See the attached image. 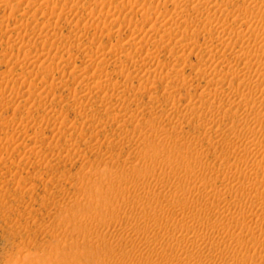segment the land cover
<instances>
[{
    "label": "rangeland",
    "instance_id": "374dc122",
    "mask_svg": "<svg viewBox=\"0 0 264 264\" xmlns=\"http://www.w3.org/2000/svg\"><path fill=\"white\" fill-rule=\"evenodd\" d=\"M262 1L0 0V264H180L176 259L186 254L195 255L188 264L203 260L201 252L180 249L165 231L148 225L163 223L169 232L181 224L182 214L172 217L160 209L167 202L196 208L198 197L182 195L174 186L189 169L199 177H217V187L222 186L219 164L239 157L229 145L233 135L259 147V126L249 134L240 122L243 113L218 117L213 126L198 117L208 102L197 98L203 100L216 84H205L195 70L220 67L201 60L214 50L226 54L221 66L230 71L246 60H235L234 53L251 52L250 63L264 60V35L256 32L264 28ZM192 4H199V11ZM175 19L177 29L169 25ZM210 24L224 33L207 29ZM142 53H153L149 65ZM165 72L184 79L169 80ZM248 85L234 82V89L240 94ZM222 96L217 102L226 101ZM217 126L224 130L221 137ZM197 155L199 165L185 159ZM163 158L169 163L157 164ZM254 170L264 176V165ZM219 190L207 189L202 197L216 199ZM229 191L244 196L235 187ZM225 207L223 218L251 211ZM206 211H200L197 224ZM257 215L251 228L239 233L210 229L204 237L186 236L210 245L223 240V255H250L243 264H264V252L258 257L253 247L264 240V214ZM138 239L152 242L128 251ZM219 259L205 263L234 264Z\"/></svg>",
    "mask_w": 264,
    "mask_h": 264
},
{
    "label": "bare ground",
    "instance_id": "6f19581e",
    "mask_svg": "<svg viewBox=\"0 0 264 264\" xmlns=\"http://www.w3.org/2000/svg\"><path fill=\"white\" fill-rule=\"evenodd\" d=\"M185 1V0H184ZM245 1V0H244ZM191 2V1H190ZM203 2V1H202ZM263 2V9H264V1H262ZM207 3L208 2H205V4L203 3V5H201V6H208L207 5ZM256 3V2H255ZM248 4H249V2H248ZM254 4V3H253ZM136 5V4H135ZM199 5V4H198ZM198 5H194V4H192L191 6V8H193V10L195 9V8H197V10H198V8H199V6ZM250 5H252V4H250ZM256 5V4H255ZM254 5V6H255ZM198 6V7H197ZM204 6V7H205ZM252 7V6H251ZM251 7H248V9H247V11H249L250 10V8ZM206 8V7H205ZM254 8V7H253ZM261 8V7H260ZM208 9H209V7H208ZM258 9V8H257ZM196 10V9H195ZM212 10V9H211ZM210 10V11H211ZM246 10V9H245ZM254 10V9H253ZM139 11V10H138ZM145 11V10H144ZM143 10L141 11V12H143V13H145ZM199 11V10H198ZM209 10H208V12L209 13H211ZM264 11V10H263ZM111 12V11H110ZM150 12V11H149ZM246 12V11H245ZM252 12V11H251ZM146 13H148V12H146ZM249 13V12H248ZM112 14H116L115 12L114 13H112ZM112 14H110V15H112ZM94 15V14H93ZM92 15V16H93ZM247 15V14H246ZM162 16V15H161ZM163 17V16H162ZM161 17V18H162ZM239 17V16H238ZM241 17V16H240ZM244 17V16H243ZM246 18V17H245ZM227 19V18H226ZM239 19V18H238ZM244 19V18H243ZM186 20V19H185ZM223 20H225V19H223ZM228 20V19H227ZM183 22H184V20H183ZM224 22H227V21H224ZM182 24V23H181ZM169 25H171L170 27H172V28H176L177 29V26H181V25H179V21L178 20H173L172 21V23L170 22L169 23ZM165 27V26H164ZM167 27H169V26H167ZM166 27V28H167ZM170 27H169V29H170ZM178 27V28H179ZM262 27V26H261ZM160 28V27H159ZM158 28V29H159ZM171 28V29H172ZM263 28V27H262ZM258 29L256 32L258 33V34H263L264 35V28L263 29ZM156 29V28H155ZM161 29H162V27H161ZM168 29V28H167ZM169 29H168V31H169ZM170 29V30H171ZM207 29H210V30H215V31H217L216 33H222V30L221 29H219V27H217V26H215V25H213V26H211V24L208 26V28ZM165 30V29H164ZM174 30V29H173ZM173 30H171V31H173ZM152 31H154V30H152ZM170 31V32H171ZM132 32V31H131ZM134 32V31H133ZM138 32V31H137ZM156 32V31H155ZM158 32V31H157ZM135 33V32H134ZM151 33H153V32H151ZM224 33V32H223ZM222 33V34H223ZM155 34V33H154ZM160 34V33H159ZM162 34V33H161ZM164 34V33H163ZM167 35H168V33H166ZM138 35H139V33H138ZM152 35V34H151ZM155 35H158V33L157 34H155ZM167 35H166V37H167ZM241 35V34H240ZM240 35H238L237 34V36L236 37H241ZM129 36H131V37H129L130 39H132L131 40V42L132 41H134L133 39H135L134 37H136V36H132V35H129ZM162 35H160V37H161ZM170 36V35H169ZM168 36V37H169ZM222 37H223V35H221ZM133 37V38H132ZM158 37V36H157ZM156 37V38H157ZM162 37H165L164 35L162 36ZM162 37H161V40H163L162 39ZM165 37V38H166ZM143 38V37H142ZM154 38V37H153ZM221 38V37H220ZM242 38H243V36H242ZM242 38H240V39H242ZM128 39V38H127ZM130 39H128L127 41H130ZM148 39H150V38H148ZM158 39H160V38H158ZM169 39V38H168ZM167 39V40H168ZM153 40V39H152ZM155 40V39H154ZM154 40H153V43H154ZM157 40V39H156ZM159 41V40H158ZM158 41H156V42H158ZM181 41V40H180ZM180 41L178 42L177 41V44L178 45H180ZM155 42V43H156ZM159 43V42H158ZM181 43H182V41H181ZM183 45H184V43H183ZM185 45H189L188 43L187 44H185ZM180 47V46H179ZM139 49V48H138ZM181 49V48H180ZM100 51V50H99ZM104 51V50H103ZM156 51V50H155ZM179 51V50H178ZM97 52H98V50H97ZM101 53H104V52H101ZM183 53V52H182ZM146 54H147V51H146ZM145 54V55H146ZM152 55H153V53H151ZM151 54L150 55H148V56H151ZM138 55V54H137ZM139 55H141V54H139ZM252 55L253 54H251V52L249 53V52H242V53H234L233 54V58L235 59V60H244V59H246L245 61H243V63H242V65L241 66H238V68H236V69H233V70H228V69H226V67H227V65L226 64H224V65H222L221 66V64H223V63H225V62H227L228 61V58H227V56H226V54L224 53V52H222V51H220V50H214V51H212V52H210L205 58H203V57H201V60L203 59V61L205 60L207 63H208V65L209 64H214V66L216 65V66H220L219 68L218 67H213L212 69H210V70H208V71H206V69L203 67L202 69H200V70H195V73L196 74H201V75H203V77H204V80H205V84L206 83H210V82H212V83H215L216 85L215 86H213V87H211L209 90H205V91H207L205 94H204V96H203V100H202V98L201 97H199V98H197V99H199V102H201L202 104L203 103H207L206 105V108L204 109L203 107H202V109H200L201 111H200V113L198 114L199 116L198 117H201V118H207L208 119V124L210 125V126H213V125H217L216 123V119L218 118V117H224V116H233V115H238L239 116V114H242L241 116H240V119L242 120V121H240L241 122V124L243 125V126H245V127H247V129H249L248 130V132H249V134H252V133H254L256 130H255V128L254 127H256V126H259V128L258 127H256L257 129H258V132H257V134L258 133H261L262 135L260 136L261 137V142L259 143L258 142V144H259V147H249V146H246L244 143H242V139L240 138V139H237V138H235V136L233 135V137L234 138H232V140H230L231 142L229 143V145L232 147V148H234L235 150H239V157L237 158V160L235 159V161L233 160L232 162H228V161H226V162H221L220 164H219V170H221L222 171V173H224V175L225 176H223V177H221V178H223L222 179V186L220 185V187H221V189L219 190V188L217 187V177L216 178H214V177H199V175L197 176V174L194 172V170H193V172H191V170L192 169H189L188 171L190 172H188V175H184V176H182V177H180V178H178V180H177V182L175 183L176 185H174L175 186V189H176V191H178V193H180V194H182V195H190V197L191 198H194L195 199V197L197 196L198 197V199H195L196 201H197V203H195V204H197V206H196V208L194 209V210H190V211H188V210H186L183 206H181L180 205V203L179 202H167V203H165V204H163V205H161V207H160V209L161 210H167V212L169 213V214H171L170 216H172V214H182V219L180 220L181 221V224L180 225H178V226H176L175 228H173V229H171L169 232H167L168 230H167V225L166 224H163V223H161V224H159V223H156V222H153L151 225H148L149 227H151L152 229H155L157 232H164L165 231V234H166V237L168 236V237H170V239L176 244V245H178V246H181V248L180 249H183V248H186L185 249V251L186 252H190V251H192V252H201L202 253V256H203V260L202 261H199L198 260V262L196 261L195 263L196 264H206L207 263V261L208 260H213V259H217V258H223V256H224V258H228V259H230L234 264H243V262H245V260H246V262L247 261H249V260H252V256H250V255H242V256H239L240 255V253L238 254H229V255H223V254H226V253H223L222 254V248H221V246L224 244V242L225 241H223V240H217V242L215 243V244H213L212 243V245H210L209 243H207V242H203L204 244H201L200 242H198L197 240L198 239H191V238H187V234H189V233H191L193 236H197V237H200V236H205L206 235V233L207 232H209V230L211 229L212 231H217V230H219V229H223L224 230V232L226 233H228L229 232V229L230 230H236V231H238V233L240 232V231H243V230H249V228H251L248 224L250 223V221L252 220V218H253V216L255 215H261L262 213L264 214V192H262V194H260V192L258 191V188H259V186H262V185H264V176H262V175H259L258 173H257V171L256 170H254V168L255 167H258V166H261V165H264V108L262 107L261 109H258V110H254V108L252 109V107L257 103V102H259V104H260V106L264 103V86L263 87H261V88H258V84H262V85H264V60L263 61H261V62H253V63H250L249 61H247V60H249V59H252L251 57H252ZM37 56H39V55H37ZM142 56H143V53H142ZM148 56H146V57H148ZM90 57H92V56H90ZM100 57H102V56H100ZM144 57V56H143ZM143 57H141L142 59H143ZM146 57H144V58H146ZM174 57V56H173ZM178 57V56H177ZM34 57H32V59H33ZM36 58V57H35ZM59 59V58H58ZM91 60H92V58H90ZM139 58H137V60H138ZM149 59H151V57L149 58H146V61H145V63L147 62V64H148V60ZM171 59H173V58H171ZM91 60H89V62L91 61ZM132 60V59H131ZM152 60H154V59H152ZM174 60V59H173ZM176 60V59H175ZM174 60V62H176ZM177 60H179V57H178V59ZM68 61V60H67ZM144 61V60H143ZM142 61V62H143ZM133 62V61H132ZM135 62V61H134ZM141 62V63H142ZM151 62V61H150ZM153 62H155V60L153 61ZM173 62V63H174ZM206 62H205V64H206ZM57 64V63H56ZM69 64V63H68ZM67 64V65H68ZM150 64V63H149ZM148 64V65H149ZM157 64V63H156ZM156 64H155V66H156ZM230 64V63H229ZM142 65V64H141ZM207 65V64H206ZM143 66V65H142ZM153 66V65H152ZM160 66V65H159ZM146 67H147V65H146ZM145 67V68H146ZM148 67H150V69H151V66H148ZM153 69H151V73H152V71L154 70L155 71V69H154V67H152ZM158 69V68H157ZM161 69L162 68H160L159 69V71H161ZM199 69V68H198ZM163 70V69H162ZM76 71V70H75ZM147 71V70H146ZM148 71H149V69H148ZM156 71H158V70H156ZM161 72H164V71H161ZM145 73V72H144ZM148 73H150V72H148ZM157 73V72H156ZM169 73V72H168ZM94 74H96V73H94ZM93 74V75H94ZM98 74V73H97ZM147 74V73H146ZM153 74V73H152ZM175 74V75H174ZM174 74H172L171 76L169 75L168 76V74H166V72H165V75L166 76H168L169 78V80H176L175 78H178V80H183L184 78H183V76L182 75H180L179 73H178V75H177V73H174ZM231 74V76H229ZM128 75V74H127ZM145 75V74H144ZM148 76H149V74H147ZM157 75V74H156ZM164 75V76H165ZM155 76V75H154ZM159 75H157V77H158ZM95 77V76H94ZM93 77V78H94ZM100 77V76H99ZM160 77H161V73H160ZM89 78H91V77H89ZM228 78V80H227V83L224 85V82H225V80ZM92 79V78H91ZM158 79V78H157ZM157 79H155V80H157ZM164 79H166V78H164ZM88 80H90V79H88ZM107 80V79H106ZM159 80V79H158ZM160 80H163V79H161L160 78ZM159 80V81H160ZM167 80V79H166ZM165 80V81H166ZM168 80V81H169ZM99 81V80H98ZM153 82H154V80H153ZM234 82H235V84L237 83V84H249L247 87H246V89H245V91L244 92H240V94H238L237 92H236V90L234 89ZM254 82V83H253ZM90 83V82H89ZM101 82H95V84L97 85L96 87H98V88H101V90H105L103 87L105 86V85H103L102 83V85L100 84ZM94 84V83H93ZM105 84V83H104ZM153 84V83H152ZM155 84V83H154ZM112 85V84H111ZM118 85V84H117ZM116 85V86H117ZM147 85V84H146ZM145 85V86H146ZM94 86V85H93ZM143 86V85H142ZM144 86V87H145ZM238 86V85H237ZM107 87V86H106ZM112 87V86H111ZM166 87V86H165ZM109 88V87H108ZM121 88V87H120ZM122 88H123V86H122ZM149 88H152V87H149ZM153 88H155L154 86H153ZM170 88V87H169ZM118 89H119V87H118ZM146 89L148 90V87L147 88H145V90L144 91H146ZM120 90V89H119ZM126 90V89H125ZM170 90V89H169ZM168 90V92L170 93V91ZM188 90H190V89H188ZM77 91V90H76ZM176 91V90H175ZM204 91V92H205ZM243 91V90H242ZM81 92V91H80ZM97 92V91H96ZM77 93V92H76ZM149 93V92H148ZM169 93H168V95H169ZM172 93V92H171ZM203 93V92H202ZM201 93V94H202ZM201 94H199L198 96H201ZM75 95V94H74ZM220 95H224V96H222V97H224V98H227V99H225L226 101H224V102H217V98H219L220 97ZM173 96V95H172ZM175 96V95H174ZM171 97V96H170ZM174 98V97H173ZM175 98H177V97H175ZM219 100H220V98H219ZM173 101V100H172ZM175 101H176V99H175ZM198 101V100H197ZM214 102H217V103H219V104H215ZM263 102V103H262ZM170 103V102H169ZM175 103V102H174ZM214 103V104H213ZM171 104H172V102H171ZM209 104V105H208ZM216 105V106H215ZM237 107L238 108V110H233L232 108L233 107ZM239 106H242V108L241 109H239ZM263 106H264V104H263ZM170 107V106H169ZM236 108V109H237ZM253 110V111H252ZM249 112H255V113H253V114H249ZM189 113V112H188ZM186 114V113H185ZM190 114V113H189ZM226 118V117H225ZM171 121H172V119H171ZM207 121V120H206ZM171 123V122H170ZM169 123V124H170ZM206 124V123H205ZM166 125V124H165ZM173 125V124H172ZM177 125V124H176ZM220 125V124H219ZM177 128V127H176ZM216 128V127H215ZM217 130H216V134L217 135H220V137H221V135L223 134V132H224V130L221 128V127H218L217 126V128H216ZM206 132V131H205ZM204 132V133H205ZM226 132V131H225ZM247 132V133H248ZM203 133V132H202ZM203 133V134H204ZM256 133V132H255ZM206 134V133H205ZM215 134V133H214ZM215 134V135H216ZM226 134V133H225ZM224 134V135H225ZM259 135V134H258ZM159 136V135H158ZM250 136V135H249ZM219 137V136H218ZM230 137V136H229ZM247 137V136H246ZM218 142V141H217ZM224 145V144H223ZM229 145H226V146H228L229 148H230V146ZM228 147H226V148H228ZM224 150H225V148H223ZM30 150V149H29ZM228 150V149H227ZM226 150V151H227ZM230 150H233V149H230ZM229 150V151H230ZM163 159H165V158H163ZM162 159V161H160V162H158L157 164H160V165H162V164H167V163H169L166 159L165 160H163ZM186 159V161H188L189 162V164L190 163H193V164H197V165H199L200 163H201V161H200V159H201V157L199 158V156L197 155V156H192V157H187V158H185ZM217 159V158H216ZM157 162V161H156ZM159 166V165H158ZM242 168H244V169H242ZM163 170V169H162ZM247 172V174H245L246 172ZM226 172H230V176L228 175H226L225 173ZM227 173V174H228ZM162 174V173H161ZM206 176V175H205ZM209 176H210V174H209ZM241 177H243L244 178V180L242 181V180H240V178ZM260 177V178H259ZM220 178V179H221ZM174 183V182H173ZM196 183H199V184H196ZM173 186V187H174ZM233 187H235V188H237L238 189V191L240 190V191H242L243 193H244V196H242L241 195V197H235L234 195H232V196H229V194H231L232 192L231 191H229L231 188H233ZM207 189L208 190H213V191H215V190H219V192H218V197L216 198V199H214V198H211L210 199V196L209 197H202L203 196V194H204V192L205 193H207ZM261 189H264V187L263 188H261ZM231 192V193H230ZM150 195H152V194H150ZM155 195H156V193H155ZM158 195V194H157ZM208 196V195H207ZM237 196V195H236ZM263 196V197H262ZM196 197V198H197ZM193 199V201H195ZM253 202H256V203H253ZM179 203V204H178ZM193 203V204H194ZM225 206H228V207H233V208H241L243 211H249V210H251L250 211V215L248 216L247 214V216L246 217H244V215H245V213H244V215H242V216H238V215H231V216H229V215H227V217L225 216V218H223V217H221L223 214H224V212L226 211V207ZM194 207H195V205H194ZM253 209V210H252ZM201 210H208V211H206V212H208L207 214H208V216H206V217H204V220L203 221H201L199 224H197L196 223V221H197V218H199L198 217V215L200 214V211ZM230 210V209H229ZM253 211V212H252ZM169 214H168V216H169ZM242 214V213H241ZM257 215V216H258ZM170 216L168 217L169 219H170ZM175 216V215H174ZM173 217V216H172ZM181 217V216H180ZM259 218H260V216H259ZM169 219H167V220H169ZM199 219H203V217H201V218H199ZM258 219V218H257ZM259 220V219H258ZM262 220V219H261ZM164 222H165V220H164ZM256 222V221H255ZM252 223V222H251ZM264 223V222H263ZM199 226V225H201V226H197V225ZM166 225V226H165ZM253 225H255V224H253ZM252 225V226H253ZM260 225H262L261 223H259V225L258 226H260ZM264 227V226H263ZM255 228H257V227H255ZM259 228V227H258ZM257 228V229H258ZM253 229V228H252ZM263 229V228H262ZM262 229H261V231H262ZM211 231V232H212ZM252 231V230H251ZM162 232V233H163ZM219 234H220V232H222L223 233V231H217ZM245 232V231H244ZM218 233H216L217 235H218ZM226 233V234H227ZM243 233V232H242ZM246 233H248V232H246ZM245 233V234H246ZM255 233V232H254ZM258 233V232H257ZM225 234V235H226ZM231 234H233V232L231 233ZM237 234V233H236ZM251 234V233H250ZM223 235V234H222ZM221 235V236H222ZM238 235V234H237ZM235 236V235H234ZM165 237V236H164ZM189 237V236H188ZM248 237H249V235H248ZM166 239V238H165ZM262 239V238H261ZM260 239V240H261ZM167 240V239H166ZM205 240V239H204ZM254 240V239H253ZM208 241V240H207ZM230 241H232V242H234V243H237V240H236V238H231V240ZM242 241V240H241ZM137 243H135V245L133 244V242H132V246L128 249V251L130 250L131 252L132 251H134L135 249L134 248H137V246H138V248H139V245L141 246V247H146L147 248V246H149L150 244H151V239H138V241H136ZM244 242V241H243ZM173 243V245L172 246H174L175 247V244ZM185 243V244H184ZM253 243V242H252ZM210 245V246H207V245ZM226 244V243H225ZM224 244V245H225ZM242 244V243H241ZM254 245H253V247L256 249V252H257V255H258V257H260V254L262 255V253L264 252V240H261V241H258V242H254L253 243ZM183 246H185V247H183ZM242 246V245H241ZM183 247V248H182ZM137 248V249H138ZM142 248V249H143ZM177 248V250L179 249V247H176ZM248 248V247H247ZM134 249V250H133ZM140 250H141V248H140ZM139 250V251H140ZM136 251V250H135ZM159 251V250H158ZM180 251H182V250H180ZM184 251V252H185ZM263 251V252H262ZM138 252V251H137ZM183 252V251H182ZM185 252V253H186ZM253 252H255V250L253 251ZM252 252V253H253ZM262 252V253H261ZM139 253V252H138ZM181 253V252H180ZM158 254V253H157ZM192 254V253H191ZM194 254V253H193ZM228 254V253H227ZM245 254V253H244ZM138 255V254H137ZM158 255H161L162 256V254H158ZM180 255V254H179ZM223 255V256H222ZM195 256V255H194ZM194 256H192V255H190V254H186L185 256H181L182 258H178V259H176V261L178 260V262L180 263V264H188V263H190L191 261H193L194 260ZM201 256V255H200ZM253 256H255L254 255V253H253ZM263 256H264V254H263ZM169 257V256H168ZM167 256H166V258H168ZM170 259V258H169ZM219 259V260H220ZM262 259V258H261ZM210 260V261H211ZM226 260V259H225ZM224 260V261H225ZM255 260V259H254ZM206 262V263H205ZM251 262V261H250ZM256 262H258V261H256ZM255 262V263H256ZM252 263H254V262H252ZM254 263V264H255ZM259 264V263H258Z\"/></svg>",
    "mask_w": 264,
    "mask_h": 264
}]
</instances>
